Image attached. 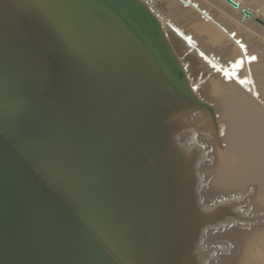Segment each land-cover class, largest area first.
Instances as JSON below:
<instances>
[{
	"label": "water",
	"instance_id": "obj_1",
	"mask_svg": "<svg viewBox=\"0 0 264 264\" xmlns=\"http://www.w3.org/2000/svg\"><path fill=\"white\" fill-rule=\"evenodd\" d=\"M196 107L142 0H0V264H200Z\"/></svg>",
	"mask_w": 264,
	"mask_h": 264
},
{
	"label": "bare ground",
	"instance_id": "obj_2",
	"mask_svg": "<svg viewBox=\"0 0 264 264\" xmlns=\"http://www.w3.org/2000/svg\"><path fill=\"white\" fill-rule=\"evenodd\" d=\"M142 1L161 17L158 21L175 54L183 50L179 51L183 58L177 57L181 63L186 59L192 92L211 109H192L196 120L200 118L201 131L183 142L188 150L196 151L193 169L201 162L206 167L195 171L204 181L197 188V201L213 195L211 184L223 195L219 197L221 204L229 205L232 216L222 219L221 227L237 230L242 239L236 243L244 252L238 250L235 262L230 254L228 264H264V0H234L238 6H227L230 15H225L226 11H218V15L211 7L213 12L209 8L208 12L200 4L202 0ZM177 4H189L199 16L183 20L173 9V17L158 10ZM252 56L256 57L254 61L249 59ZM188 57L199 64L194 65ZM237 61L240 65L234 68ZM202 232H206L204 226L197 237L198 260L208 264L213 258V243Z\"/></svg>",
	"mask_w": 264,
	"mask_h": 264
},
{
	"label": "rangeland",
	"instance_id": "obj_3",
	"mask_svg": "<svg viewBox=\"0 0 264 264\" xmlns=\"http://www.w3.org/2000/svg\"><path fill=\"white\" fill-rule=\"evenodd\" d=\"M161 1V0H160ZM164 1V0H162ZM166 1V0H165ZM198 1H201V0H198ZM206 1V2H205ZM214 1V3H213ZM216 1H218L216 3ZM222 3H220V2ZM211 2V3H210ZM165 3V2H164ZM203 3V4H201ZM208 3V4H207ZM182 4V3H181ZM200 4L202 6H209V7H204V9H206L208 11V8L210 9V11L212 10L211 8L215 9V13L218 14L217 12L218 11H222V12H225L226 14L225 15H230L229 13H231V8L232 7L231 5L229 4H226L224 2H222L221 0H202V2H200ZM216 4V5H215ZM219 4V5H218ZM180 5V4H179ZM178 4L175 5L174 7L173 6H170L169 8L167 6V9L163 6V8H159L158 10L165 13L168 15V16H171L173 17L174 16V11H176V15L179 14V16L177 15V18L179 19H183V20H187L189 19L190 17H193V16H199V13L197 12L198 10L196 9H193L191 8L190 9V6H188L189 4H183L181 6H179ZM187 6V7H186ZM213 6V7H212ZM216 6V7H215ZM227 6H230L229 8ZM162 7V6H161ZM211 7V8H210ZM186 8V9H185ZM228 8V9H227ZM233 8V7H232ZM171 9H173L174 11L170 12ZM176 9V10H175ZM219 9V10H218ZM185 10H186V13H185ZM188 10V11H187ZM191 11V12H190ZM208 11V12H210ZM180 12V13H179ZM213 12V10H212ZM185 13V14H184ZM196 13V14H195ZM181 14V15H180ZM184 14V15H183ZM188 14V15H187ZM190 14V15H189ZM198 14V15H197ZM240 15V12L237 13ZM219 15V14H218ZM185 16V17H184ZM188 16V18H187ZM242 16V15H241ZM158 17L157 19H161L160 16H156ZM236 17H240L238 15H236ZM186 18V19H185ZM170 20H172V18H170ZM176 20V19H175ZM175 20H172V21H175ZM238 20H241L240 18H238ZM247 20V19H246ZM245 20V21H246ZM163 21V20H162ZM165 21V20H164ZM244 21V22H245ZM248 22V21H247ZM246 22V23H247ZM177 24V23H176ZM186 24V23H185ZM184 24V25H185ZM231 28L233 29L234 27L231 26ZM192 37H194V35L192 34L191 35ZM179 51L183 52V50H180ZM177 51L176 55L177 56H180L181 58H183V53ZM191 61V63H193L194 65H198V61L193 57H188ZM187 58V59H188ZM195 59V60H194ZM185 61L186 59H182V63L183 65L185 66V69H186V73H187V77L189 79V76H188V67L186 66L187 64H185ZM190 64V63H189ZM193 110H188V111H185L183 113V117L184 119L187 121L188 123V127L184 130V132L186 131L187 135H178L177 137V140L179 141L180 144H183V142L185 141L186 138H188L190 135L191 136H198L200 134V131H201V124H200V118H198L196 120V118L194 117L195 113L192 112ZM198 116H200V114L198 113ZM205 166V163L204 162H201L199 167L195 168L194 169V172L197 171V172H200L202 170H204L206 167ZM197 175V174H196ZM197 178V177H196ZM203 179L201 178H197V188H200V186L202 187V183H203ZM210 187L209 189L213 191V195L212 196H206V197H202L199 198L198 200V203L200 205H204V206H209L211 204H214V203H220L221 204V201L219 199V197H222L223 195H221L219 193V189L216 187V186H213L211 184H209ZM214 187V188H213ZM214 197V199H213ZM216 221V220H215ZM215 221L213 222V224H210V225H203L204 226V229H206V232L203 233L201 235H208L209 238L211 239L212 243H213V258H212V261L208 264H228L229 262V257H230V254L232 255V257L234 258V262L236 261V257L239 255V251L242 253L244 252V250L242 248L239 247V245L237 243H240V239H242L241 237H239V234L237 232V230L234 228V230L230 227H226L225 225V229H223L221 226H222V223L223 221L221 220H217V222L215 223ZM225 223V221H224ZM208 227H209V231H208ZM220 229L222 230V232L220 231ZM236 238H238V240H236ZM240 238V239H239ZM231 241H234V244H232ZM237 242V243H236ZM197 243V242H196ZM241 247H243V245L241 244L240 245ZM244 248V247H243ZM197 250H198V243H197ZM239 250V251H238ZM198 253H199V250H198ZM198 257H199V254H198Z\"/></svg>",
	"mask_w": 264,
	"mask_h": 264
},
{
	"label": "snow or ice",
	"instance_id": "obj_4",
	"mask_svg": "<svg viewBox=\"0 0 264 264\" xmlns=\"http://www.w3.org/2000/svg\"><path fill=\"white\" fill-rule=\"evenodd\" d=\"M250 60H255L256 59V57L255 56H252V57H250L249 58ZM239 65H240V61H237V63H236V65H234L233 67L235 68V67H239ZM234 74V73H233ZM225 75L226 76H230V75H232V74H230V73H228V72H225ZM242 83H243V81H241Z\"/></svg>",
	"mask_w": 264,
	"mask_h": 264
}]
</instances>
